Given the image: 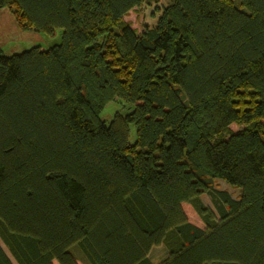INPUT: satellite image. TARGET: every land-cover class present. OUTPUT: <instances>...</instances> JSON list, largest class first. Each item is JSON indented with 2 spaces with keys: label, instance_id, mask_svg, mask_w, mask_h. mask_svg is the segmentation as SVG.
Masks as SVG:
<instances>
[{
  "label": "trees",
  "instance_id": "trees-1",
  "mask_svg": "<svg viewBox=\"0 0 264 264\" xmlns=\"http://www.w3.org/2000/svg\"><path fill=\"white\" fill-rule=\"evenodd\" d=\"M160 1L0 0V264H264V0Z\"/></svg>",
  "mask_w": 264,
  "mask_h": 264
},
{
  "label": "rangeland",
  "instance_id": "rangeland-1",
  "mask_svg": "<svg viewBox=\"0 0 264 264\" xmlns=\"http://www.w3.org/2000/svg\"><path fill=\"white\" fill-rule=\"evenodd\" d=\"M169 1L170 0H161L159 3L144 5L139 9L131 11L124 18V20L130 23L131 27L135 28L137 33H140L143 31L145 25L154 26L157 24L158 18L161 14V12L157 10V7L162 8L163 6L167 5ZM235 4H238V0H235ZM58 42H60V31H58L55 36L49 37L45 34L37 33L33 30H24L23 27L20 26V24L16 21V18L13 15V10L11 8L6 7L0 10V48L4 55L10 56L12 54L20 53L24 50H28L36 46L47 49L51 45ZM128 110V107H122L121 103L113 101L105 107L104 111L101 114V118L108 122L112 119L116 112L121 111L124 113ZM231 128L234 131H237L242 127L232 125ZM135 138V128L132 127L130 141L134 142ZM215 187L219 190H225L229 192L233 198H238L241 194L240 188L234 187L222 179H216ZM202 199L208 206L214 209L211 199L207 194L202 195ZM188 210L190 209L188 208ZM190 214L191 218L195 220L194 213H192L191 211ZM0 244L9 255V257L13 260L5 245L1 241ZM166 251L167 250L164 245L153 247L149 254L151 261L153 263H159L166 257ZM71 253L75 257L78 264H87L85 258L76 246H73L71 248ZM54 264H57V262H54Z\"/></svg>",
  "mask_w": 264,
  "mask_h": 264
},
{
  "label": "crops",
  "instance_id": "crops-1",
  "mask_svg": "<svg viewBox=\"0 0 264 264\" xmlns=\"http://www.w3.org/2000/svg\"><path fill=\"white\" fill-rule=\"evenodd\" d=\"M150 257V256H149Z\"/></svg>",
  "mask_w": 264,
  "mask_h": 264
}]
</instances>
